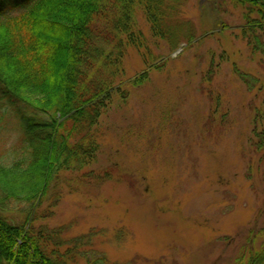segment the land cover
Here are the masks:
<instances>
[{
	"label": "rangeland",
	"instance_id": "obj_1",
	"mask_svg": "<svg viewBox=\"0 0 264 264\" xmlns=\"http://www.w3.org/2000/svg\"><path fill=\"white\" fill-rule=\"evenodd\" d=\"M112 3L92 74L124 83L91 127L96 148L34 207L2 213L29 219L48 251L72 253L68 264H248L264 242V48L251 51L228 0H182L196 37L174 49L143 6L115 23ZM142 73V85L126 82ZM20 138L1 110L0 147L16 152Z\"/></svg>",
	"mask_w": 264,
	"mask_h": 264
},
{
	"label": "trees",
	"instance_id": "obj_2",
	"mask_svg": "<svg viewBox=\"0 0 264 264\" xmlns=\"http://www.w3.org/2000/svg\"><path fill=\"white\" fill-rule=\"evenodd\" d=\"M228 1L241 8V33L258 53L264 48V0ZM107 3L0 0V112L14 118L21 135L18 151L0 147V208L6 202L34 207L55 174L84 166L96 148L91 127L112 91L124 83L115 86L110 78L92 74L104 56L96 23L108 15ZM135 5L143 6L155 36L171 48L195 39L194 25L178 15L182 0H115L110 6L118 12L115 23L134 12ZM238 75L252 81L245 73ZM145 76L126 82L142 85ZM28 222L15 224L0 209V264H68L72 253L48 251ZM252 254L248 264H264V242ZM88 264L106 261L99 257Z\"/></svg>",
	"mask_w": 264,
	"mask_h": 264
}]
</instances>
